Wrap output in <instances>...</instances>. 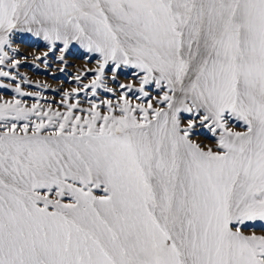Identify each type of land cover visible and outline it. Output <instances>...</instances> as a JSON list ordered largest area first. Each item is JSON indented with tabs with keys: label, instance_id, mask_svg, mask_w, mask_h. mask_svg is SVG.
Wrapping results in <instances>:
<instances>
[{
	"label": "snow or ice",
	"instance_id": "snow-or-ice-1",
	"mask_svg": "<svg viewBox=\"0 0 264 264\" xmlns=\"http://www.w3.org/2000/svg\"><path fill=\"white\" fill-rule=\"evenodd\" d=\"M16 32L98 53L116 98L0 103V264H264V0H0V65Z\"/></svg>",
	"mask_w": 264,
	"mask_h": 264
},
{
	"label": "rangeland",
	"instance_id": "rangeland-1",
	"mask_svg": "<svg viewBox=\"0 0 264 264\" xmlns=\"http://www.w3.org/2000/svg\"><path fill=\"white\" fill-rule=\"evenodd\" d=\"M12 47L16 49L15 53L11 49L6 50L9 52L10 57L19 60L20 63L13 66L9 61H5L3 65H0V69L8 71L11 74L9 77H0V85H4V87H0V103L21 100L29 107L33 103H39L45 110L50 106L53 110L58 109L61 112H65L67 108L62 103L65 99L64 94L77 88L81 89V91L78 95L74 93L68 102L75 103L78 99L80 107L84 109L89 108L91 106L90 102L93 101L96 103H99L102 99H113L115 101L116 97L112 93L105 92L103 89H98L95 96L91 94V89L87 91L83 89V85L90 84L96 76L95 69L98 67V61L101 60L98 53H88L78 43L71 45L65 53L49 51L48 42L42 37H37L34 33L20 32L14 33ZM60 47L62 45L57 42V48ZM45 52L48 53L47 57L44 56ZM61 54L64 55V60L58 59ZM45 60L47 63H45ZM111 69L112 65L110 64L105 69V78L109 86L116 88L118 92L122 91L118 87L121 83L139 84V76L135 74L138 72L137 69L122 66L116 72L117 78L115 81L111 80V76L113 75ZM139 75H143V73ZM12 76H15L16 79L13 80ZM77 76L80 77L79 80L76 79ZM17 86L23 92L33 93V95L21 96L15 92ZM147 90L150 91L152 96L162 95V92L155 88V86H149ZM139 95V93H129V97L133 103H146L145 99L139 101L136 99ZM156 106L162 107V105ZM101 110L106 112V108L103 105H101ZM75 114L87 115L86 112L81 113L79 109L75 110ZM182 116L187 119L189 114L184 113ZM32 119H35V117ZM230 125L233 130H245V126L240 121L232 120L230 121ZM194 139L201 143L202 146L211 147L215 150L218 136L213 135L208 129L198 126ZM253 230L257 234L264 233V224L259 222L253 224L250 222L243 229L246 233H250Z\"/></svg>",
	"mask_w": 264,
	"mask_h": 264
},
{
	"label": "bare ground",
	"instance_id": "bare-ground-1",
	"mask_svg": "<svg viewBox=\"0 0 264 264\" xmlns=\"http://www.w3.org/2000/svg\"><path fill=\"white\" fill-rule=\"evenodd\" d=\"M22 50V49H21ZM201 141V140H200Z\"/></svg>",
	"mask_w": 264,
	"mask_h": 264
}]
</instances>
